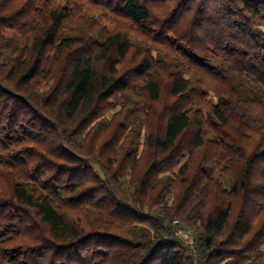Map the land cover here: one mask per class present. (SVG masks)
Segmentation results:
<instances>
[{
  "label": "trees",
  "instance_id": "16d2710c",
  "mask_svg": "<svg viewBox=\"0 0 264 264\" xmlns=\"http://www.w3.org/2000/svg\"><path fill=\"white\" fill-rule=\"evenodd\" d=\"M0 264H264V0H0Z\"/></svg>",
  "mask_w": 264,
  "mask_h": 264
},
{
  "label": "rangeland",
  "instance_id": "374dc122",
  "mask_svg": "<svg viewBox=\"0 0 264 264\" xmlns=\"http://www.w3.org/2000/svg\"><path fill=\"white\" fill-rule=\"evenodd\" d=\"M53 2H58V0H52ZM91 13L97 15V16H100V9L98 7H92L91 9Z\"/></svg>",
  "mask_w": 264,
  "mask_h": 264
}]
</instances>
